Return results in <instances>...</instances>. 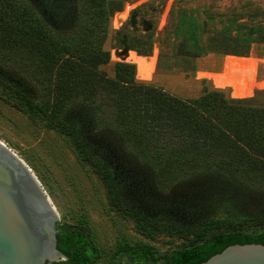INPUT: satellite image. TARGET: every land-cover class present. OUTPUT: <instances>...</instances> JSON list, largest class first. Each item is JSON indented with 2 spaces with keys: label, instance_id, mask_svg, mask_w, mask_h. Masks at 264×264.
<instances>
[{
  "label": "trees",
  "instance_id": "obj_1",
  "mask_svg": "<svg viewBox=\"0 0 264 264\" xmlns=\"http://www.w3.org/2000/svg\"><path fill=\"white\" fill-rule=\"evenodd\" d=\"M112 14L108 0H0V98L69 136L78 158L104 181L111 206L133 217L140 234L150 239L165 235L171 243L181 240L160 252L146 242L134 246L124 236L115 264L135 254L144 264H198L232 244H264V212L245 215L228 207L223 217L191 225L147 216L124 197L111 167L95 154L83 132L81 116L86 114L97 129L113 133L151 168L164 193L206 176L264 196V105L253 103L254 98L231 97L225 79L208 78L214 88L184 98L139 81L132 63L116 64L127 77L110 76L100 62L111 61L104 46ZM175 17L161 41L174 38L179 55L197 58L217 51L247 56L254 43L264 42V23L232 18L219 36L206 42L207 21L185 9ZM154 37L155 28L136 33L126 23L117 30L115 45L152 55ZM249 225L255 229L249 230ZM57 226L58 248L66 259L53 264H91L90 246L96 241L91 232L80 241L87 219Z\"/></svg>",
  "mask_w": 264,
  "mask_h": 264
},
{
  "label": "rangeland",
  "instance_id": "obj_2",
  "mask_svg": "<svg viewBox=\"0 0 264 264\" xmlns=\"http://www.w3.org/2000/svg\"><path fill=\"white\" fill-rule=\"evenodd\" d=\"M140 6V12L133 15L132 11ZM108 7L110 15L112 11L113 14L104 48L110 51L111 61L108 63L101 60L100 68L110 76L123 74L116 68L118 61L112 60V49L117 48L118 30L113 22L118 13L125 15L124 24L127 23L128 29H134L136 33H145L155 28L152 55L156 50V77L154 75L155 79L145 82L184 98L195 97L203 92L204 87L214 88L210 79L198 78L199 70L220 71L226 56L231 55L237 59L232 61L229 78L225 79L230 85V96L238 99L254 98L253 103L264 105V90H255L250 85L252 70L247 61L248 57L259 58L263 62L259 67V78H264V42L254 43L247 56L210 51L193 58L177 54L174 38L170 37L164 43L161 41L179 9L193 12L201 22H208L204 40L210 42L220 35L229 19L264 23V0H108ZM161 53L163 57L159 64ZM82 118L83 132L95 154L111 167L124 197L147 216L159 221L191 225L206 218L223 217L227 215L228 207L245 215L264 212L262 194L235 187L219 178L197 176L175 185L168 193L160 191L151 168L141 163L117 136L97 129L87 114ZM0 140L40 180L62 217L57 224H78L82 218L87 219L88 226L83 228L85 232L80 241L88 237L87 232H91L96 241L90 246L94 258L91 264H115V252L124 236L134 246L146 242L160 252L181 242L176 238L175 243H171L170 237L165 235L150 239L140 234L133 217L111 206L104 181L93 166L78 158L69 136L30 119L2 98ZM248 229L253 230L255 227L249 225ZM133 252L135 254L137 251ZM117 262L144 264L139 254L133 255V258L124 256Z\"/></svg>",
  "mask_w": 264,
  "mask_h": 264
},
{
  "label": "water",
  "instance_id": "obj_3",
  "mask_svg": "<svg viewBox=\"0 0 264 264\" xmlns=\"http://www.w3.org/2000/svg\"><path fill=\"white\" fill-rule=\"evenodd\" d=\"M61 219L32 169L0 143V264L66 259L58 248ZM198 264H264V244H232Z\"/></svg>",
  "mask_w": 264,
  "mask_h": 264
},
{
  "label": "bare ground",
  "instance_id": "obj_4",
  "mask_svg": "<svg viewBox=\"0 0 264 264\" xmlns=\"http://www.w3.org/2000/svg\"><path fill=\"white\" fill-rule=\"evenodd\" d=\"M124 20H125V15L117 13V15L114 18L113 24L115 27H117ZM234 59H237V58H235L234 56L228 55L225 58L222 70H220V71H207V70L201 71V70H199L198 77L227 79V78H229L230 66H231V63ZM112 60L135 64L136 68H137L138 80L140 79L143 81H148V80H153V78H154L156 63H157L156 50H155V53L153 55H140L139 53H137L136 51H133V50L113 48L112 49ZM247 61L249 62L250 66H251V70H252V81L250 84L251 87L255 90H264V78H262V77L259 78V73H260L259 67H260V64L263 62L259 58H256V57H248ZM221 62L222 61H220L219 63H221ZM0 143L7 146L6 143H4L2 140H0ZM12 152H14V151L12 150ZM21 161H22V159H21Z\"/></svg>",
  "mask_w": 264,
  "mask_h": 264
}]
</instances>
